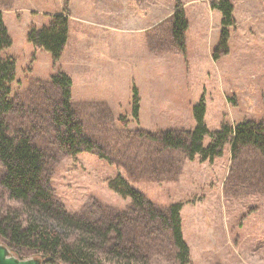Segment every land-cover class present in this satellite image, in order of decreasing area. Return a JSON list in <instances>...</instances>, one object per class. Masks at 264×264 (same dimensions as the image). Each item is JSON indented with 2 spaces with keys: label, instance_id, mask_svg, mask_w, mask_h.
<instances>
[{
  "label": "rangeland",
  "instance_id": "374dc122",
  "mask_svg": "<svg viewBox=\"0 0 264 264\" xmlns=\"http://www.w3.org/2000/svg\"><path fill=\"white\" fill-rule=\"evenodd\" d=\"M211 1L0 0L12 40L2 55L15 60L13 96L28 104L24 108L33 101L46 104L37 93H27L37 92V81L55 70L53 64H38L44 56L32 49L27 30L48 24L57 13L68 16V41L55 69L72 78L73 104L106 157L51 154L48 181L67 211L95 200L128 205V197L107 185L121 173L158 205L182 202L188 264H264V159L251 148L232 158L226 143L212 160H189L182 151L161 149L152 137L169 128L191 129V107L200 98L210 129L243 120L264 123V0H230L234 23L217 59L212 52L221 13ZM177 7L188 21L183 50L170 36ZM133 84L140 95L138 120L130 113ZM49 96L55 100L58 94ZM48 140L45 135L50 147ZM18 205L0 188V211ZM150 252V264H178L167 237Z\"/></svg>",
  "mask_w": 264,
  "mask_h": 264
},
{
  "label": "trees",
  "instance_id": "16d2710c",
  "mask_svg": "<svg viewBox=\"0 0 264 264\" xmlns=\"http://www.w3.org/2000/svg\"><path fill=\"white\" fill-rule=\"evenodd\" d=\"M211 5L221 13L219 40L212 52L217 59L219 47L227 48L228 27L234 23L233 5L230 0H212ZM187 27L185 13L177 7L171 17L170 36L182 50ZM68 36L69 18L64 12L55 14L48 24L28 28L27 41L51 55L55 71L49 79L37 81V92L27 93H37L42 102H48L33 101L24 108L28 104L12 94L15 60L2 55L12 40L0 10V188L8 199L20 204L0 211V241L17 257L37 256L41 264H150L151 246L165 242L167 237L178 264H188L189 246L181 227L182 202L158 205L121 173L110 178L107 185L129 198L123 208L95 200L71 213L55 197L46 173L51 154L86 151L106 157L73 104L72 78L55 69ZM51 91L58 94L55 100L49 96ZM37 105L43 107L41 112ZM205 110L200 98L191 107L193 127L161 130L152 135L156 144L163 150L182 151L189 160L196 156L201 161L212 160L222 154L226 143L232 158L251 148L264 159V123L243 120L234 126L222 124L219 129H210ZM139 111V90L133 84L130 113L134 120H138ZM123 120L118 118L119 123ZM45 135L52 146L45 143Z\"/></svg>",
  "mask_w": 264,
  "mask_h": 264
},
{
  "label": "water",
  "instance_id": "95a60500",
  "mask_svg": "<svg viewBox=\"0 0 264 264\" xmlns=\"http://www.w3.org/2000/svg\"><path fill=\"white\" fill-rule=\"evenodd\" d=\"M0 264H41V260L39 257L19 258L0 241Z\"/></svg>",
  "mask_w": 264,
  "mask_h": 264
},
{
  "label": "crops",
  "instance_id": "0c3cea01",
  "mask_svg": "<svg viewBox=\"0 0 264 264\" xmlns=\"http://www.w3.org/2000/svg\"><path fill=\"white\" fill-rule=\"evenodd\" d=\"M31 47H32V49H36L33 46H31ZM36 50L39 52V54H41V55L43 54V56H44L43 62H38V64H47V66H49V67L52 66L53 62H52L51 55L47 51H44V50H41L38 48Z\"/></svg>",
  "mask_w": 264,
  "mask_h": 264
}]
</instances>
